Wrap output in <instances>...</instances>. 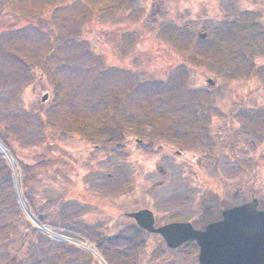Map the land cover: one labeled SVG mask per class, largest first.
<instances>
[{"label":"rangeland","instance_id":"obj_1","mask_svg":"<svg viewBox=\"0 0 264 264\" xmlns=\"http://www.w3.org/2000/svg\"><path fill=\"white\" fill-rule=\"evenodd\" d=\"M66 1L59 6L57 12V17L63 22V27L58 29L62 34H65L73 23L82 24L80 19L71 21L78 9L68 8ZM116 1L119 0L87 3L89 10L79 13L84 22L74 34H80L81 38H86L95 45L99 58L94 61L88 57L77 60L76 54H70L71 50L66 51V48L62 52L47 54L40 33L55 34L57 29L49 22L29 29L28 21L0 4V132H4L9 120L11 124L18 125L19 134L15 141L11 140V148H15L17 157L30 166L32 171L36 170L40 160L39 141L32 139L38 129L35 130L34 122L28 120L23 111L40 104L50 120L59 123L61 129L67 130L65 123L73 118L79 121L84 119L97 127L101 124L99 112L103 109L101 104L98 105L100 96L114 90L121 95L119 98L122 100L118 112L129 125L128 136L124 135L123 150L116 147L106 149L104 145L100 147L96 144L97 140L87 141L79 134L70 138L65 136V132L64 135L60 133L57 142L48 138V143H45L54 148L48 153L51 158L60 155L64 149L76 153L81 176L84 175L81 187L83 190L101 194L106 185H112L114 182L115 192H107L111 195L114 206L109 203L104 207L107 214L112 216L108 225L114 222L117 214L148 207L154 213L156 226L170 221H181L190 222L194 228L203 229L205 222L222 217L221 212L224 209L252 197L258 199L259 208H264L263 127L260 135L251 134L236 119V154L240 161L234 159L226 148L218 149L224 146L220 140L225 139L223 131L228 125L226 120L230 113H224L228 111L230 103L236 101L242 104L244 100L257 108H264V86L246 97V90L249 88L247 79L229 82L213 75L212 70L201 62V65L197 66L195 63L194 66H189V77L184 79L191 81L192 85L184 94H166L163 92L165 88L159 87L158 84H154L152 88V83L147 92L148 96L138 88V84L144 80L148 81V78L150 81L154 80V83L166 81L175 72L177 62L186 59L184 53L177 52L172 45L165 42L162 37L164 33L159 34L161 29L169 24L176 27L187 26L191 27L195 38L203 39L224 30L227 27V18L241 14L243 21H247L244 12L250 13L249 16L252 17L257 16L264 23L263 2L136 0L137 7L127 9L118 7ZM19 31L22 33L21 37H10L7 38L8 41L3 39L6 34ZM21 45L23 49L20 55L28 65L43 57V64L48 68V74H43V78H60L69 97L68 101L53 98L52 93L55 92L50 88V83L44 80L39 83L40 93L35 94L32 87L41 73H29L33 80H25L24 70L19 68L18 60L8 52ZM245 49L252 50V47ZM82 55L80 54L81 57ZM202 57L205 62L213 60L209 53ZM259 65L264 66V62ZM102 68L108 70L102 71ZM207 79H210L212 84L208 83ZM94 82L99 86L96 89L89 86ZM201 87L209 88L212 94L210 99L201 101L202 108L208 109L206 106L211 105L222 112L208 113L203 109L199 115L209 116L208 121L199 119L197 124L191 127L184 119L195 115L193 108L197 105V100L193 97L190 99L189 96L196 91L193 89ZM228 87L230 91L223 93L225 90L222 89ZM43 95L47 96L42 101ZM135 123L137 125H134ZM196 126L205 129L201 136L195 132ZM26 138L30 141L25 140ZM136 139H140L144 144L148 143L152 146L151 150L135 143ZM55 144L61 150H57ZM205 144L208 147L213 146L215 152L212 154L217 160L203 157L208 150ZM177 152L180 154H176ZM221 152L228 153L226 158L220 156ZM0 154L6 158L12 176L11 181L0 183V264H110L96 245L92 232L75 223L81 221L94 225L105 221L100 214V218L90 214L93 208L92 199L66 202L64 208L68 212H81L79 219L72 220L75 224L71 220L60 219V225L56 227L37 226L39 238L34 240L36 243L33 247L26 245L29 239H20L25 236V232H18L23 228L22 225L18 220L10 221L18 210L32 223L35 221L28 203L22 196L20 201L16 196L17 189L20 193L22 171L18 161L12 158L8 160L4 152ZM197 157H202V168L198 167ZM49 171L48 181L51 180ZM205 182L207 185H204ZM208 186L221 190L218 198L205 193L206 189L211 193ZM122 220L127 222L126 218ZM160 241L164 247L157 249ZM148 242L149 245L138 255L135 264H156V259L164 256L166 249H171L166 247L159 235L149 237ZM188 242L171 249L170 257L161 264H198L197 247L193 243L186 244ZM127 255L128 258H134L132 253Z\"/></svg>","mask_w":264,"mask_h":264},{"label":"trees","instance_id":"obj_2","mask_svg":"<svg viewBox=\"0 0 264 264\" xmlns=\"http://www.w3.org/2000/svg\"><path fill=\"white\" fill-rule=\"evenodd\" d=\"M65 1L66 0H53V2L52 0H0V4L3 5V7L6 6L8 9L16 12L13 14H17L20 18H24L28 21L29 29H32L35 25L41 26L43 24H48V22L57 29L55 34L40 33L45 42L46 50L48 51L47 54L62 52L65 51L63 49L66 48V51L70 52L71 50L70 54H76L75 58L77 60L83 59V57H88L91 61L97 60L99 58V53L95 50V45H92L88 39L81 38L80 34H74V31L79 29L81 27L80 25L84 22V18H80L81 14L79 13L89 10L87 3L95 4L97 0H67L68 8L78 9L77 12L73 14L71 21L73 22L75 19H80L79 22L82 24L77 25L73 23L72 26L66 30L65 34H62L58 29L63 27V22L57 17V12L58 9H60L59 6L63 5ZM260 1H262V5H264V0ZM116 5L122 8L135 9L137 7V1L119 0L116 1ZM81 8L83 9L79 10ZM249 14L250 13L248 12H244L247 21H243L241 14L236 15V17L234 16V18H227V27L224 30L217 31L211 34L210 37H204V35H202L204 37L203 39L195 38L192 30H190L191 27L187 26L176 27L169 24L161 29L159 34L164 33L162 37L165 42L172 45L177 52L184 53L186 59L177 62L175 72L172 73L166 81L160 80L157 83H154V80L150 81L148 78V81L144 80L138 84L139 90L148 96L147 92L151 89L152 83V88L154 87V84H158L159 87L165 88L163 92L166 94H184L186 90H190L189 88H191L192 85L191 81L187 80L189 77V66H194L195 63H197L198 66L201 65L202 62L212 70L213 75L228 80L229 82L247 79L246 82L249 85V88L246 90V97L253 95L255 91L260 90L264 86V66L259 65L264 62L262 61V56H264V23L260 21L257 16H255V18L249 16ZM21 34L20 31L13 34L9 33L6 34L3 39L8 41L7 38L21 37ZM246 47H252V50H247L245 49ZM257 48L258 50H256ZM22 49V45L16 46L15 50H10L8 52L11 57H15L18 60L19 68L21 67V71L24 70L23 75L25 80H33L29 77V73H34L35 75H37L38 72L41 73L34 82V86L32 87L31 85L35 94L40 93L41 84L39 83L44 80L50 83V88L55 92L52 93L53 98H63L65 99L64 101H68L69 97L65 92V87L62 85L60 78L58 79L54 76L50 79L45 76L46 80L43 78V74H48V68H45L42 61L43 57L28 65L25 58L20 55ZM205 53H209L213 60H207V62H205V59L202 57ZM80 54H83L82 57ZM100 70L107 71L108 69L102 68ZM186 76L187 79H184ZM96 83L97 82L90 83L89 86L96 89L99 87L98 85L96 86ZM194 90L196 91L192 93L189 98L191 99L193 97L194 100H197V105L193 108L195 115L185 117L184 119L185 122H189L191 127L196 125L199 119L208 121L209 116L201 117L199 113H202L201 111L204 109L201 106V101L205 99L208 100L212 96L211 90L207 87L193 89V91ZM222 90H225L223 93H227L230 91V88L228 87L227 89ZM119 96L121 95L114 90L108 91L100 96L101 99L98 101V105L101 104L103 109L99 112L101 124L97 127H94L91 122H87L84 119L79 121L76 118H73L67 120L65 123L67 130L61 129L59 123L50 120L45 114L43 106L40 104L34 108L23 111V115L28 120L34 122L33 125L35 130L38 129L36 132L34 130V138H32L34 141H39L38 145L40 150V160L37 164L36 170H33L34 172L30 166H27L17 157V151L15 148H11L13 147L11 145V140L15 141L19 134L17 124H11L10 120L8 121V126L4 128V132H0V143L7 149L11 158L18 161L19 168L22 171V182L19 188L20 194L25 202L28 203L31 212L39 224L56 227L60 225V219L65 221H72L75 218L79 219L81 212H68V210L64 208V204L71 200L77 202L78 200L92 199L93 208L92 210L90 209V214L97 216L98 218H100V214L105 221L94 223V225L76 221V225L83 226L85 230L89 229L92 232L93 237L96 240V245L108 263L135 264L138 255L149 245V237L158 235L148 233L139 228L132 219L124 216V212L123 214H117L114 218V222L111 225H108V221L111 220L112 216L107 214V209H104V207L109 203H112L114 206V203L110 199L111 195L107 193L109 192L112 194V192H115L114 182L112 184L114 186L106 185L107 187L101 190V194L99 192L94 193L87 189H85L86 191L83 190L81 187L84 183V175L81 176L82 172L79 169L80 162L79 159H77L76 153L64 149L61 151L60 155L51 158L48 153L51 148L52 150H54V148L53 146L45 144L48 143L46 142L48 138H52L53 142H57L60 133L62 135L65 134V136H69L70 138L72 136H77L75 134H79L87 141L93 139L97 140L96 144L100 147L104 145V148L106 149L116 147L123 150L124 135L128 136L129 131L127 126L129 125L124 122L122 116L118 112L122 105V100ZM206 107L208 109H204V111L207 110L208 113L215 112L216 114H219L222 112L211 107V105ZM228 113H230L226 120L228 125L223 131L225 139H219L224 146L218 147V149L225 150L226 148L234 159L240 161L236 154L238 146L236 144V134L238 131L234 127L236 119L239 120V124H242L247 132L260 135L261 131L263 132L264 129V108H257L256 105H253L251 102H245L244 100L242 104L241 102L233 101L230 103L228 111H225L224 114L226 115ZM145 118H147V116H145ZM198 124L200 125V122ZM134 125H137V123ZM261 127H263L262 130ZM203 131H205V129L196 126L195 132L198 136H201ZM25 140L30 141L29 138H26ZM102 141H104L103 144ZM201 142L203 143L204 140ZM55 145L57 146V150H61L57 144ZM205 145L208 149L213 147L212 145H209V147L207 144ZM146 146H148L150 151V147L152 148V146H149V144L146 143L143 148L146 149ZM207 151L208 150H206V152ZM0 159V162L2 163L0 166V183L9 182L12 180L11 169L7 166L6 158L1 154ZM198 167L202 168V163H199ZM48 170H50L49 179H51L49 181L47 179ZM204 185H207V182H205ZM39 186L41 189H38ZM208 188L211 193L208 192L207 189L205 193L218 198L220 194L219 191L221 190L214 186H208ZM124 218L127 220L126 223L122 220ZM11 220H18L20 222L23 228L19 229L18 232H25V236L20 239L23 240L24 238H28L29 240L26 242V245H29V247L32 245L33 247L36 243L34 240L37 241L40 236L37 226L19 210L14 212L13 218L10 219V221ZM5 223L7 222L5 221ZM206 223L207 222L204 224ZM3 227L5 228V225ZM8 231H10V228ZM191 243L195 245L194 242H188L186 244L191 245ZM160 246L164 247L162 241L158 243L157 249ZM129 253L133 254V259L128 258L127 254ZM171 253V249H166L164 252L165 255L156 259V264H161L164 260L168 259L170 257L169 254ZM97 264L100 263L97 262Z\"/></svg>","mask_w":264,"mask_h":264},{"label":"water","instance_id":"obj_3","mask_svg":"<svg viewBox=\"0 0 264 264\" xmlns=\"http://www.w3.org/2000/svg\"><path fill=\"white\" fill-rule=\"evenodd\" d=\"M207 82L212 84L210 79ZM46 96H42V101ZM257 206V199L252 198L228 207L220 219L207 223L203 229L180 221L156 226L154 213L148 207L125 215L139 228L158 234L168 248L195 241L199 264H264V209Z\"/></svg>","mask_w":264,"mask_h":264},{"label":"flooded vegetation","instance_id":"obj_4","mask_svg":"<svg viewBox=\"0 0 264 264\" xmlns=\"http://www.w3.org/2000/svg\"><path fill=\"white\" fill-rule=\"evenodd\" d=\"M134 142L135 143H137V144H139V145H141V144H144L142 141H140V139H136V141L134 140ZM212 149H213V151H212ZM209 152V153H208ZM214 148L213 147H211L210 149H208V151L206 152V153H204L203 154V157L205 156V158L206 159H208V158H213V160L215 159V160H217V157H213L214 155ZM170 153H172L171 151H170ZM213 153V154H212ZM221 153H224L225 155L223 156V155H221ZM220 153V156H222L223 158L225 157L226 158V156H227V154L228 153H226V152H221ZM176 154H180L179 152H177ZM206 155H210V156H212V157H206ZM163 157H165V155L163 156ZM212 160V161H213ZM221 160L223 161V159L221 158ZM196 162L197 163H202V157H197L196 158ZM203 166H204V164H203Z\"/></svg>","mask_w":264,"mask_h":264},{"label":"bare ground","instance_id":"obj_5","mask_svg":"<svg viewBox=\"0 0 264 264\" xmlns=\"http://www.w3.org/2000/svg\"><path fill=\"white\" fill-rule=\"evenodd\" d=\"M0 151L4 152L5 153V149L3 148V146L0 145ZM22 203V201H21ZM23 204V203H22ZM24 206V205H23ZM43 230H45V228H43Z\"/></svg>","mask_w":264,"mask_h":264}]
</instances>
